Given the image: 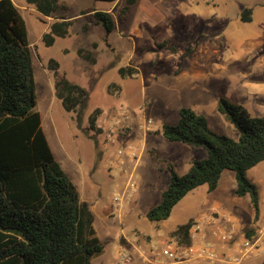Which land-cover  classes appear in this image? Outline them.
<instances>
[{
    "label": "rangeland",
    "instance_id": "rangeland-1",
    "mask_svg": "<svg viewBox=\"0 0 264 264\" xmlns=\"http://www.w3.org/2000/svg\"><path fill=\"white\" fill-rule=\"evenodd\" d=\"M12 1L26 25L36 111L42 116L49 144L80 196L87 199L86 180L92 188L88 198L104 210L94 211V227L104 250L90 264H120L118 257L124 252L133 258L130 264H146L139 254L144 251L151 255L159 236L170 232L165 239L171 237L172 242L184 244L171 236V231L191 217L204 216L225 225L233 218L228 209L234 214L240 210L241 231L245 234L253 228L248 225L254 213L250 197L236 196L232 171L222 174L216 191L209 193L207 185H202L190 192L167 221L151 222L146 215L161 202L170 184L168 166L172 164L183 175L189 169L188 162L205 156L203 149L169 142L160 133L163 125L178 123L181 108L204 115L216 132L239 138L235 126L219 112V99L246 107L249 89L264 86V64H259L264 60L263 0H138L122 20L118 13L123 0H63L69 9L55 17L66 16L74 23L69 36L57 38L50 47L43 36L55 18L43 17L25 0ZM245 8L253 10L250 23L241 21ZM88 10L111 12L116 17V30L107 36L102 25L91 22L90 13L82 14ZM85 25H89L88 31H84ZM164 43L166 46L160 47ZM79 49L92 52L95 64L79 57ZM51 59L59 63L60 74L90 93L81 122L74 113L64 111L55 95ZM122 67L137 72L122 77ZM117 108L126 109L130 115L128 122L122 121L121 142H132L142 150L137 171L139 193L133 206L121 214L112 208V195L123 187L126 176L114 165L109 166L119 144L111 148L106 138L111 129L110 115ZM97 109L101 113L93 127L90 117ZM146 118L154 121L147 132L142 127ZM247 177L261 192L264 161L250 169ZM134 221L141 224L134 227Z\"/></svg>",
    "mask_w": 264,
    "mask_h": 264
},
{
    "label": "trees",
    "instance_id": "trees-1",
    "mask_svg": "<svg viewBox=\"0 0 264 264\" xmlns=\"http://www.w3.org/2000/svg\"><path fill=\"white\" fill-rule=\"evenodd\" d=\"M123 1L120 20L130 15L138 2ZM25 2L43 17L55 18L43 36L47 47L57 38L69 36L73 20L55 17L69 9L67 2ZM88 13L91 22L102 25L107 36L116 30V17L111 12L88 10L82 14ZM240 18L252 22L253 10L245 8ZM89 29L85 25L84 31ZM78 55L95 64L92 52L79 49ZM49 67L54 71L57 99L65 112L74 113L81 122L88 109L89 91L60 74L56 60L51 59ZM136 72L130 67L119 69L122 77ZM36 107L33 57L25 22L12 0H0V264H90L103 252L104 243L97 236L89 204L82 201L76 185L57 161ZM218 110L237 129V140L213 130L207 118L191 108L180 109L176 125H163L160 133L167 141L203 149L205 156L193 159L183 175L172 164L168 166L170 184L161 202L148 211L149 221H167L176 205L202 185L208 186L209 193L216 191L225 171L235 173L236 196L250 197L255 222L259 220L260 194L247 172L264 161V115L252 116L244 106L224 97L219 99ZM100 113L97 109L91 115L93 127ZM193 223L190 219L178 226L172 236L178 242L190 243ZM254 231L247 230V239L256 237Z\"/></svg>",
    "mask_w": 264,
    "mask_h": 264
},
{
    "label": "built area",
    "instance_id": "built-area-1",
    "mask_svg": "<svg viewBox=\"0 0 264 264\" xmlns=\"http://www.w3.org/2000/svg\"><path fill=\"white\" fill-rule=\"evenodd\" d=\"M130 115L124 108L115 109L110 115L111 129L107 132L108 145L116 148L113 158L109 161V166H115L126 176L125 183L120 190L112 195V208L119 214L124 213L133 206L139 193L137 182V171L141 163L142 150L139 145L121 142L122 121L128 122ZM154 123L152 118L144 119L142 127L146 132L151 130ZM205 219L194 221L190 229V243L178 244L175 241H164L163 250L158 248L152 254L141 251L140 256L146 264H245V259L253 253H264L262 242L264 240V229H260L258 236L254 239H246L243 247L238 253L221 254L215 244L206 239L202 225ZM214 234L227 240V236L220 227H216ZM120 264H130L133 258L128 253H121L118 257Z\"/></svg>",
    "mask_w": 264,
    "mask_h": 264
},
{
    "label": "crops",
    "instance_id": "crops-1",
    "mask_svg": "<svg viewBox=\"0 0 264 264\" xmlns=\"http://www.w3.org/2000/svg\"><path fill=\"white\" fill-rule=\"evenodd\" d=\"M259 64H264V60H261L259 62ZM249 91L250 92L247 93L248 94V100L245 103V105H246L245 108L248 110L249 113L251 111L256 116L264 115V86H262V85L261 86H259V85L253 86V87H251L249 89ZM55 157H56V155H55ZM139 167H140V165H139ZM188 167L190 169V167H191V163L190 162H188ZM138 171H139V168H138ZM234 178H235V173H234V176L230 177V179L233 181ZM235 182H236V178H235ZM236 186H237V184H236ZM235 190H236V188H235ZM258 190H259V187H258ZM85 191L86 192L84 194H86V198L87 199H84V198L81 197L82 201L87 202L89 204V206H91V208H93L92 209L93 214H94V211H96L97 213H99L100 211H104L100 206L94 205V201H92L91 198H88L87 192H90V191L92 192V188L88 187V184H87L86 180H85ZM259 194H260V211H261L260 216H259V220L257 222H255V220H254L255 212H254L253 216H251V222L248 223L249 226L255 228L254 234L256 235V237L258 236L257 232L260 229H264V181L262 182L261 192L259 190ZM140 198H141V196H140ZM140 198H139V200H140ZM239 201H241V200H239ZM249 202L251 204V200H249ZM229 203H230V199L228 200V203H227V206H226L227 209H228V204ZM228 211L230 212V214H231V216L233 218H232V220L230 222H227L225 225H223L222 223H215L213 221H209L204 216L203 217H198L196 219H194V217L188 218V220L185 223H187L190 219H193L194 221H196V220H198L200 218L201 219L202 218L205 219V222H203L202 225L204 226L203 233H204L206 239L211 241V242H213L215 244V246L217 247L218 251L221 254L222 253L225 254V253H228V252H230V253H233V252L234 253H238L239 250L242 249L244 241L247 239L246 232L244 234L241 231L242 228H241V226L239 224V222L241 220L239 218V216H238V215H240V213H239L240 210H238V212H237L238 215L232 213V211H230L229 209H228ZM219 218L220 217H218L217 219H219ZM133 220H135V219L133 218ZM185 223H183V224H185ZM140 224H141L140 222L134 221V227H137ZM178 226H180V225H178ZM216 227H220L221 228L222 232L228 237L227 240H223L221 236H218V235L214 234L215 233L214 230H215ZM176 228L173 229L171 232L173 233L176 230ZM169 233H167L166 236H168ZM166 236L163 235V236H159L158 237V239H157L158 240V244H157V246L153 245V248H154L153 250H155L157 248L159 250H163V246H162L163 242L171 240V237L168 238V239L167 238L165 239ZM171 236H172V234H171ZM151 238H152V240L154 242V238L152 236H151ZM126 239H128V241L131 243V240L129 238H126ZM262 245H263V248H264V240L262 242ZM138 253H139V251H138ZM136 264H141V263L136 262ZM245 264H264V253L263 252L256 253V254L253 253L251 256H249V257H247L245 259Z\"/></svg>",
    "mask_w": 264,
    "mask_h": 264
}]
</instances>
